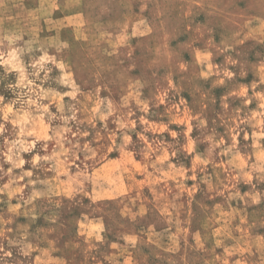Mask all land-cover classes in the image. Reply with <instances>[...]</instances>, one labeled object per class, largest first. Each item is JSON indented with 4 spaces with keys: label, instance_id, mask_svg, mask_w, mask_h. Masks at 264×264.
Returning a JSON list of instances; mask_svg holds the SVG:
<instances>
[{
    "label": "rangeland",
    "instance_id": "374dc122",
    "mask_svg": "<svg viewBox=\"0 0 264 264\" xmlns=\"http://www.w3.org/2000/svg\"><path fill=\"white\" fill-rule=\"evenodd\" d=\"M0 264H264V0H0Z\"/></svg>",
    "mask_w": 264,
    "mask_h": 264
}]
</instances>
